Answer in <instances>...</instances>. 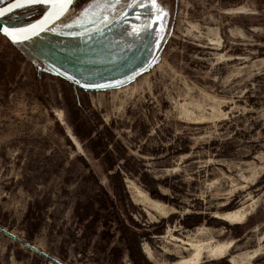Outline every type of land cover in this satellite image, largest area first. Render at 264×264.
I'll return each mask as SVG.
<instances>
[{"label": "rangeland", "instance_id": "rangeland-1", "mask_svg": "<svg viewBox=\"0 0 264 264\" xmlns=\"http://www.w3.org/2000/svg\"><path fill=\"white\" fill-rule=\"evenodd\" d=\"M201 228L233 241L201 264H264V0H75L0 35V264H173Z\"/></svg>", "mask_w": 264, "mask_h": 264}, {"label": "bare ground", "instance_id": "bare-ground-1", "mask_svg": "<svg viewBox=\"0 0 264 264\" xmlns=\"http://www.w3.org/2000/svg\"><path fill=\"white\" fill-rule=\"evenodd\" d=\"M23 7H26V4H24ZM142 202L148 208L160 209L162 206L147 197H145V199H142ZM248 214V208L244 207L221 214L219 218L230 223H240L245 220ZM208 235L210 234L206 230L201 228L197 233L189 235L185 237V239L180 237L172 238L171 241L176 246L175 253L180 257V259H178V261L174 262L173 264H201L206 257L215 260L224 258L230 253L233 248V241L222 244H211L212 237L211 235L210 237H208ZM176 243H183L185 244V247L184 245ZM185 252L188 253L187 256H183ZM231 261L234 264H243V262L240 261L237 257H232Z\"/></svg>", "mask_w": 264, "mask_h": 264}, {"label": "water", "instance_id": "water-1", "mask_svg": "<svg viewBox=\"0 0 264 264\" xmlns=\"http://www.w3.org/2000/svg\"><path fill=\"white\" fill-rule=\"evenodd\" d=\"M15 2H16V0H11L9 2H6L5 4L0 5V9H6L11 4H13ZM74 2H75V0H72V3L66 7V10L64 11L63 14L59 15V18H57V13L59 12V9L54 8L52 5L44 4V3L26 4V6L42 5V6H45V9L41 13L40 16H38L37 18H34L33 20H31L27 23L21 24V25L7 24L6 22L1 20V17L3 15L0 16V35L5 37L11 44H21V43L28 42V41L40 36L45 31H47L49 28H51L54 24H56L59 20H61L66 15V13L69 11V9L71 8V6L73 5ZM19 8H22V7H19ZM19 8H13L12 11L19 9ZM6 13H8V12H5L4 15ZM5 31L12 32V33L16 34L17 39L13 40L11 37L5 35L4 34ZM27 245L29 247H31L32 249H35L31 245H29V244H27ZM46 258H47V260H50L47 256H46Z\"/></svg>", "mask_w": 264, "mask_h": 264}, {"label": "snow or ice", "instance_id": "snow-or-ice-1", "mask_svg": "<svg viewBox=\"0 0 264 264\" xmlns=\"http://www.w3.org/2000/svg\"><path fill=\"white\" fill-rule=\"evenodd\" d=\"M93 2L97 5L107 6L111 4L113 0H93ZM120 2L121 0H114V3L116 4ZM149 2L153 7L157 6V0H149ZM32 3H44V4L52 5L54 8L59 9V12L57 13V18H59V15L64 13L66 7L72 3V0H16V2L11 4L8 8L0 9V16L4 15L5 12L12 11L13 8L23 7L24 4H32ZM157 19H159V17H157ZM147 27L150 28L151 25L149 24ZM4 34L11 37L13 40L17 39V35L12 32L5 31Z\"/></svg>", "mask_w": 264, "mask_h": 264}]
</instances>
